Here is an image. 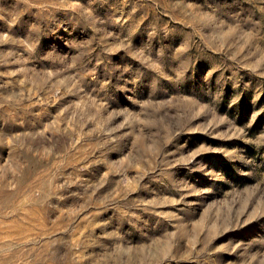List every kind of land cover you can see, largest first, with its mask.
<instances>
[{
    "label": "rangeland",
    "instance_id": "374dc122",
    "mask_svg": "<svg viewBox=\"0 0 264 264\" xmlns=\"http://www.w3.org/2000/svg\"><path fill=\"white\" fill-rule=\"evenodd\" d=\"M0 264H264V0H0Z\"/></svg>",
    "mask_w": 264,
    "mask_h": 264
}]
</instances>
